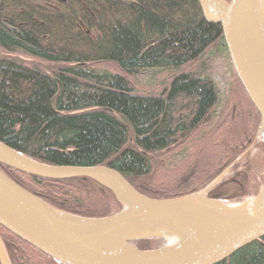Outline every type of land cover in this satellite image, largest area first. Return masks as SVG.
<instances>
[{"label": "trees", "instance_id": "trees-1", "mask_svg": "<svg viewBox=\"0 0 264 264\" xmlns=\"http://www.w3.org/2000/svg\"><path fill=\"white\" fill-rule=\"evenodd\" d=\"M219 44L222 28L204 19L199 0H0V141L48 164L109 165L153 198L199 192L234 163L209 196L254 197L264 183L252 156L260 148L264 163L261 117L234 70L218 112L204 60ZM147 69L158 72L144 84ZM0 168L60 210L122 209L92 179ZM0 236L12 264H61L1 225ZM218 264H264V239Z\"/></svg>", "mask_w": 264, "mask_h": 264}, {"label": "water", "instance_id": "water-1", "mask_svg": "<svg viewBox=\"0 0 264 264\" xmlns=\"http://www.w3.org/2000/svg\"><path fill=\"white\" fill-rule=\"evenodd\" d=\"M199 1L204 19L222 28L234 71L260 114L264 140V0ZM0 164L46 179H92L122 205L104 217L66 212L0 168V225L61 264H218L264 239V183L252 198L209 196L234 163L203 190L174 198L141 193L109 165L48 164L1 141ZM143 239L163 244L141 249L134 242ZM0 264H12L1 236Z\"/></svg>", "mask_w": 264, "mask_h": 264}, {"label": "rangeland", "instance_id": "rangeland-1", "mask_svg": "<svg viewBox=\"0 0 264 264\" xmlns=\"http://www.w3.org/2000/svg\"><path fill=\"white\" fill-rule=\"evenodd\" d=\"M204 64L209 72V75L215 81L219 91H220V104L218 112H220L223 106L227 103L230 98L232 89L234 88V75H233V65L229 57L228 51L222 44L215 45L205 57ZM158 72V69H147L142 70L138 74V80L141 83L148 84L151 82L153 76ZM260 140H263L262 135H260ZM252 156L257 159L256 170L259 174L264 172V163L258 159L259 155H262V151L258 147L252 148ZM173 155V160L175 162V151L170 153ZM185 153L180 152L177 158L180 159ZM260 157V156H259ZM256 196V195H255ZM252 198V197H249Z\"/></svg>", "mask_w": 264, "mask_h": 264}]
</instances>
